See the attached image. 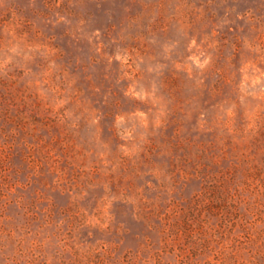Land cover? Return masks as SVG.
<instances>
[{
	"label": "rangeland",
	"instance_id": "374dc122",
	"mask_svg": "<svg viewBox=\"0 0 264 264\" xmlns=\"http://www.w3.org/2000/svg\"><path fill=\"white\" fill-rule=\"evenodd\" d=\"M0 264H264V0H0Z\"/></svg>",
	"mask_w": 264,
	"mask_h": 264
}]
</instances>
